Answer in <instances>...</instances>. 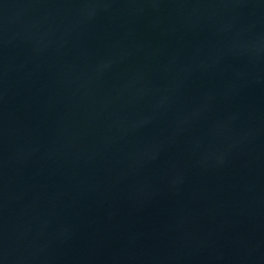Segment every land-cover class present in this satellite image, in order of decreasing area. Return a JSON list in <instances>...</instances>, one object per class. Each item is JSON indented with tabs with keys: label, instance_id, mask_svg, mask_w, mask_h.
I'll list each match as a JSON object with an SVG mask.
<instances>
[{
	"label": "water",
	"instance_id": "water-1",
	"mask_svg": "<svg viewBox=\"0 0 264 264\" xmlns=\"http://www.w3.org/2000/svg\"><path fill=\"white\" fill-rule=\"evenodd\" d=\"M0 264H264V0H0Z\"/></svg>",
	"mask_w": 264,
	"mask_h": 264
}]
</instances>
